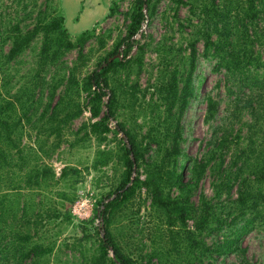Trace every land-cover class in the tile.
<instances>
[{
	"label": "rangeland",
	"instance_id": "rangeland-1",
	"mask_svg": "<svg viewBox=\"0 0 264 264\" xmlns=\"http://www.w3.org/2000/svg\"><path fill=\"white\" fill-rule=\"evenodd\" d=\"M152 1L154 13L147 12L148 19L136 38L146 45L141 69L136 61L132 62L126 70L118 71L112 81L120 93L118 121L125 122L141 136L149 131L160 115L157 109L160 102L153 98V87L169 76L170 71L187 70L189 47L197 40L196 96L183 119L182 165L187 167L184 172L188 174L190 161L209 158L218 145L221 150L216 153V160L208 168L193 201L200 205L205 197L218 206L219 217L227 221L222 230L215 224L213 234L206 236L214 252L202 264H264V226L248 228L232 245V250L227 248L235 239L232 226L236 224L231 221L236 214L229 215L228 208V201L237 199L241 181H235V173L246 160L254 166L264 151L263 90L251 86L249 81L262 82L264 70H252L248 79L238 73L233 76L226 68L218 67L219 57L213 54L214 48L209 57L205 56L204 33L215 22L202 16L204 0ZM241 1L217 0V4L233 8ZM134 2L0 0V110L1 118L8 121L9 136L17 145L8 146V141L3 144L6 158L0 162V207L4 206L5 212L0 216V238H6L5 244L12 250L13 244L19 247L20 240L30 234L34 241L51 250L45 258L48 264H91L89 256L105 235L99 215L104 205L115 197L123 167L117 159L99 169L94 167L98 143L94 137L86 136L84 125L96 119L88 108L83 82L109 56L117 41L126 36L131 23L128 13ZM58 14L65 17L73 41L86 31L96 32L98 39L86 44L82 59L75 49L56 65H43V42L39 36L16 61L6 62L15 27L31 30L40 20ZM232 17L234 26L241 30L237 31L229 22L221 23L218 32H213V41L227 38L232 46L225 48L223 55L229 57L234 53L237 62H251V57L262 53V45L254 44L251 35L264 33V19L256 26V32L247 33L241 20L236 15ZM138 53L135 48L130 57L137 59ZM122 56L121 49L116 57ZM72 76L78 84L69 81ZM208 97L219 104L216 119L211 123L206 122ZM80 111L77 118L71 119ZM111 128L113 132L102 148H117L120 139L126 141L123 135L116 138L115 122ZM153 148L157 150L156 146ZM221 162L224 163L220 170ZM39 168L51 169L55 177L48 180L36 177ZM140 172L144 174L143 170ZM248 174L249 170L245 169L244 176ZM229 182L233 186L231 196L224 194L218 198V191ZM239 224L240 230L244 223ZM111 229L139 264H188L186 259L170 254L172 243L167 228L159 213L152 209L145 189L118 210ZM142 255L151 257L144 260ZM7 264L29 262L12 254Z\"/></svg>",
	"mask_w": 264,
	"mask_h": 264
},
{
	"label": "trees",
	"instance_id": "trees-1",
	"mask_svg": "<svg viewBox=\"0 0 264 264\" xmlns=\"http://www.w3.org/2000/svg\"><path fill=\"white\" fill-rule=\"evenodd\" d=\"M154 9L155 5L152 0H135L131 12L128 13L131 23L127 27L126 36L117 41L109 56L92 73L88 74L83 82L84 93L88 95V108L91 109L92 116L96 119L90 125H84L86 136L94 137L98 143L94 167L99 169L107 166L114 159H117L123 167L122 178L113 195L115 197L104 205V210L99 215L104 223L105 235L101 238L97 249L89 256L91 264H139L137 259L122 246L121 240L111 228L118 210L144 189L151 200L152 209L159 213L167 228V237L172 243L170 254L186 259L188 264H202L205 258L214 252V249L208 246L206 236L213 234L215 224L218 230H222L227 222L219 217L218 206L210 203L205 197H202L200 205H196L193 201L195 192L208 168L216 160V153L221 150L218 149V145L211 151L213 153L209 158L190 161L188 174L184 172L187 167L182 165V158L185 157L183 119L196 96L195 73L199 62L197 40L190 44L187 70L185 68L182 71L179 69L170 71L169 76L153 87V98L157 97L160 102L157 106V109L158 107L160 109V115L158 121L150 126L149 131L141 136L129 128L125 122L118 121L120 93L113 86L112 81L118 71L126 70L132 62L136 61L141 69L146 45L137 41L136 38L148 19L147 12L151 15ZM200 12L202 16L215 22V25H209V30L204 33L205 56L209 57L208 55L214 48L213 54L219 57L218 67L226 68L233 76L238 73L248 79V74L252 70L256 72L260 69L264 70V33L259 35L255 29L264 19V0H242L233 8L219 6L217 0H204ZM235 15L241 20L242 27L247 33L250 30L256 32V35H251L252 42L262 45V53L251 57V62L248 61L245 64L237 62L234 53L229 57L223 55L225 48L232 46L227 38H224V41H213V32H218L221 23L229 22L234 26L232 16L235 18ZM65 23V17L58 14L40 20L31 30L23 31L18 25L13 29L12 46L5 56L6 62L16 61L31 48L39 36L42 37L43 42L41 49L43 65L54 66L67 52L75 49L79 50L80 59H82L85 56L86 44L93 38L98 39L96 32L86 31L76 41H73ZM234 28L238 29L237 31L241 30L239 26H234ZM223 37H225L224 34ZM135 48H138V57L132 59L130 56ZM121 49L123 56L120 59L116 56ZM253 64L254 68L251 67ZM69 81L72 84H78L75 76L70 77ZM249 81L252 82L251 86L262 89L264 96V79L262 82L256 79H249ZM133 88L135 90L137 87ZM135 93L132 95L133 98L136 97ZM207 104L206 122L211 123L216 119L219 104L212 97H208ZM81 112L73 115L71 119L77 118ZM2 114L0 110V157H2L0 162L6 158L4 142L8 141V146L10 144L17 146L9 136L10 133L7 131L9 124L5 118H1ZM112 122L116 123V138L123 135L126 141L120 139L121 142L117 148H102L103 144L108 142L109 134L113 132ZM222 138L218 139V143ZM223 140L222 145L225 144L226 139ZM154 146L157 150L153 148ZM9 150L11 149H7ZM150 152H153L152 155H149ZM248 158L249 156L246 159ZM257 160L254 166L246 160L235 173V181H241L237 199L228 201L229 215L236 214L231 224L237 225L240 222L244 224L240 230V224L232 226L235 239L227 247L229 251L248 228L264 226V151ZM223 163L218 165L220 170ZM245 169L249 170L247 176H244ZM141 170L144 172L143 175ZM36 173V177H44L45 180L55 177V173L48 168H39ZM63 175L66 176L67 171H64ZM225 185L226 187L218 191V198H222L224 194L231 196L233 188L231 182ZM2 211L5 212L4 206L0 207V216ZM191 222L193 225H190ZM5 239L0 238V263L6 261L7 264L10 255L17 256L18 254L21 260L29 264H48L45 258L51 250L34 241L30 234L20 240L19 247L18 244H13V250L5 244ZM150 257L151 255L143 256V259Z\"/></svg>",
	"mask_w": 264,
	"mask_h": 264
}]
</instances>
